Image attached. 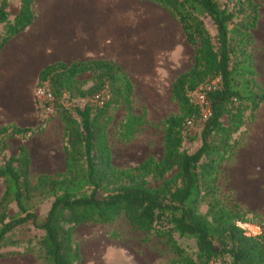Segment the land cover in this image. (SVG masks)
Masks as SVG:
<instances>
[{"label":"trees","instance_id":"obj_1","mask_svg":"<svg viewBox=\"0 0 264 264\" xmlns=\"http://www.w3.org/2000/svg\"><path fill=\"white\" fill-rule=\"evenodd\" d=\"M167 10L178 23L192 51L190 67L169 86V98L177 111L163 121L162 149L158 160L147 157L136 166L116 169L111 164L103 118L111 104L121 105L124 122L118 136L128 142L142 124L132 111L133 85L121 67L111 60H88L68 65L53 63L37 75L35 87L44 85L52 95L39 105L38 114L50 106L62 125L63 172L30 179V158L23 144L5 156L6 140H27L39 126H0V259L19 255L5 250L21 240L15 232L29 227L40 231L38 264H81L73 241L76 226L107 224L122 216L128 226L164 239L180 264H264V223L260 232L246 234L237 222H247L248 211L236 203H224L217 186L221 163L231 154V136L244 124L243 112H253L264 101V89L255 79L250 44L258 5L252 0H140ZM33 0H16L17 12L8 20V3L0 0V50L33 19ZM89 73L93 83L85 90L76 77ZM74 92V93H73ZM203 95L209 113L199 131V145L191 153L181 150L182 133L201 115L204 107L190 99ZM64 94L90 98L83 106H66ZM96 94L108 96L101 105ZM227 122L222 124L221 117ZM100 194V195H99ZM50 198L41 223L34 208ZM16 208L8 216L9 205ZM204 204L205 212H199ZM33 236L25 238L26 243ZM178 239L192 240L191 257ZM23 241V240H22Z\"/></svg>","mask_w":264,"mask_h":264},{"label":"rangeland","instance_id":"obj_2","mask_svg":"<svg viewBox=\"0 0 264 264\" xmlns=\"http://www.w3.org/2000/svg\"><path fill=\"white\" fill-rule=\"evenodd\" d=\"M6 1L8 20L12 21L17 12L16 0ZM252 1L258 5V11L255 27L251 31L249 51L255 79L264 89V0ZM149 6L154 9L155 29L160 39L156 45L153 39L149 40L150 46H145L142 39L143 45L137 46L136 55L139 56L140 65L136 66V72L142 73L134 77L131 103L133 113L143 116L142 124L133 138L124 142L118 136L124 122L123 107L111 104L103 118L111 164L116 169L136 166L147 157L155 160L160 158L163 121L177 111L175 103L169 98V86L175 76L191 65V48L185 42L175 18L157 4L150 3ZM151 16L153 17V13ZM151 27H154L153 23ZM4 31L5 27L0 24V37L4 35ZM10 55V49L0 50V124L5 122L6 111L10 112L13 108L24 109L30 96L36 108L33 96L35 87L31 88L24 82L27 76H23L24 72L18 61L8 67L4 65ZM76 80L81 90L87 89L93 83V77L89 73L78 75ZM199 95L200 93H191L190 99L198 103ZM60 100L66 106L78 107L91 102L89 97L78 98L71 94L62 95ZM203 113L201 109L200 117L190 123L182 133L181 150L187 153L193 152L199 145V131L205 119ZM38 115V133L27 140H22L19 136L8 138L4 151V155L9 156L16 153L20 144L26 149L30 147L31 159L36 160L35 166L30 167L32 182L42 174L53 176L63 172L62 125L54 110L50 114ZM250 118L248 111L243 112L244 124L231 136L230 143L234 147L231 155L220 165L217 186L224 203L229 205L234 202L249 212L246 216L247 222H237V225L246 234L255 235L260 232V224L264 223V101L253 112L251 121ZM221 122L226 124L225 114L221 117ZM6 124L9 123L3 125ZM38 139L45 145L34 143ZM251 147L255 148L250 150ZM2 190L0 181V195ZM50 201V198H46L36 204L33 211L37 223L43 221ZM205 210V205L201 204L199 212L203 214ZM7 214L10 217L16 215L13 204L9 205ZM39 235L40 231L32 227L28 230L20 229L15 232V236L21 242L5 250L18 252L24 264H38L42 257L41 249L36 243ZM27 236H33L28 243L24 242ZM73 241L79 247L81 264H180L164 239L156 237L154 233L146 234L131 229L122 216L107 224L86 223L76 226ZM177 242L194 257L196 250L192 240L178 239Z\"/></svg>","mask_w":264,"mask_h":264},{"label":"crops","instance_id":"obj_3","mask_svg":"<svg viewBox=\"0 0 264 264\" xmlns=\"http://www.w3.org/2000/svg\"><path fill=\"white\" fill-rule=\"evenodd\" d=\"M149 5L140 0H33L32 22L2 48L10 49L11 54L4 65L8 67L18 61L23 76H27L24 82L34 88L38 73L47 65L111 60L121 67L134 86L135 75L142 73L136 72V66L140 65L137 46L143 45L142 39L145 46H150L151 39L155 45L160 39L155 29V12ZM27 103L22 110L6 111L5 122L0 126L8 122L21 128L36 127L40 118L32 96ZM34 143L45 145L41 139ZM27 151L30 167L35 166L30 147ZM23 262L20 255L0 259V264Z\"/></svg>","mask_w":264,"mask_h":264},{"label":"built area","instance_id":"obj_4","mask_svg":"<svg viewBox=\"0 0 264 264\" xmlns=\"http://www.w3.org/2000/svg\"><path fill=\"white\" fill-rule=\"evenodd\" d=\"M33 96H34L35 101L39 105H41L42 103H45V102H50L52 100L51 93L47 90V88L44 85L35 87L34 91H33ZM107 98H108V96H106V95L104 97H102V95L96 94L93 96L92 101L96 102L98 105H101L103 103V100H105ZM198 104L204 105V107L202 109L204 112L203 117L205 118L208 115L209 110H208V107H207V104L204 100L203 95L198 96ZM44 112H45L44 114H50V113H52V108L50 106H47L44 108ZM189 124H190V122H187V125H189Z\"/></svg>","mask_w":264,"mask_h":264},{"label":"bare ground","instance_id":"obj_5","mask_svg":"<svg viewBox=\"0 0 264 264\" xmlns=\"http://www.w3.org/2000/svg\"><path fill=\"white\" fill-rule=\"evenodd\" d=\"M263 129H264V128H263ZM253 148H255V147H251L250 150H252Z\"/></svg>","mask_w":264,"mask_h":264}]
</instances>
